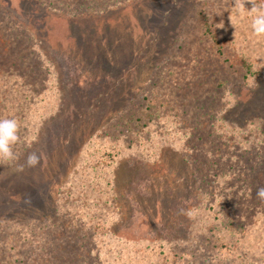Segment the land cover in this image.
I'll use <instances>...</instances> for the list:
<instances>
[{
    "label": "trees",
    "instance_id": "obj_1",
    "mask_svg": "<svg viewBox=\"0 0 264 264\" xmlns=\"http://www.w3.org/2000/svg\"><path fill=\"white\" fill-rule=\"evenodd\" d=\"M37 1L71 13H96L130 0ZM204 11L197 13L200 27L195 33L185 29L173 53L189 51L182 68L190 72L189 59L201 43L207 44L216 70L189 74L191 80L182 86L173 77L183 79L187 73L172 67V53L143 87L139 101L128 102L100 135L102 142L97 139L85 150L77 168L81 178L54 202L51 212L0 223V264H103L98 258L103 248L96 246L95 236L107 233L116 213L115 193L108 187L116 159L133 146L155 141L151 143L156 147L157 136L169 127L195 183L191 232L184 242H152L146 246L148 256L154 264L264 262V203L256 197L257 189L264 187V121L257 116L243 122L226 117L237 103L232 89L252 81L258 57L245 46L231 44ZM21 26L11 17L5 19L0 10V118H15L20 124L15 163L34 140L31 127L55 111L58 95L46 70L42 74L44 61L36 42ZM148 130L154 134L151 140L146 139ZM112 213L105 222L104 216ZM130 245L108 243L120 255H126Z\"/></svg>",
    "mask_w": 264,
    "mask_h": 264
},
{
    "label": "rangeland",
    "instance_id": "obj_2",
    "mask_svg": "<svg viewBox=\"0 0 264 264\" xmlns=\"http://www.w3.org/2000/svg\"><path fill=\"white\" fill-rule=\"evenodd\" d=\"M232 4L233 0H130L103 12L71 13L37 0H0L5 19L21 24L36 42L44 61L42 74L46 70L58 92L53 114L31 127L35 137L26 153L13 165L0 166V223L40 218L54 209V202L81 178L77 168L85 160V150L128 102L139 101L143 87L185 37L183 31L195 33L200 27V9L231 44L245 46L258 57L252 81L232 89L237 103L226 117L243 122L257 116L264 121V38L252 35L250 17L235 13ZM245 7L250 9L251 4ZM188 53H173L172 67L187 73L183 79L173 77L182 86L191 80L189 74L202 75L217 67L208 45L201 43L188 61L195 69L190 73L191 65L190 72L182 68ZM152 118L151 124L155 115ZM169 128L157 136L156 147L151 143L155 141L133 146L116 159L113 181H108L116 213L107 233L95 236L96 246L103 248L98 255L103 264H154L146 246L159 240L184 242L191 232L195 183ZM151 134L148 130L147 140ZM31 152L40 156V164L17 172L16 166ZM112 215L104 216L105 222ZM109 241L131 244L130 251L120 255L117 248L108 247Z\"/></svg>",
    "mask_w": 264,
    "mask_h": 264
},
{
    "label": "clouds",
    "instance_id": "obj_3",
    "mask_svg": "<svg viewBox=\"0 0 264 264\" xmlns=\"http://www.w3.org/2000/svg\"><path fill=\"white\" fill-rule=\"evenodd\" d=\"M246 4H251V8H246ZM232 8L238 15L247 14L250 17V29L254 37L264 38V0H259V2L258 0H233ZM229 20L231 23V16ZM19 131L20 124L17 119L0 118V164L12 165L17 160L14 147L21 141ZM39 164L40 156L36 152H31L27 155L25 162L16 166L15 170L22 173L26 168H36ZM256 197L264 203V187L257 189ZM184 214L192 215L190 211H184Z\"/></svg>",
    "mask_w": 264,
    "mask_h": 264
}]
</instances>
